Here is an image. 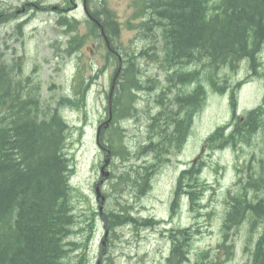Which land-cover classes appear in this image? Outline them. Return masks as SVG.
Masks as SVG:
<instances>
[{"label": "trees", "instance_id": "16d2710c", "mask_svg": "<svg viewBox=\"0 0 264 264\" xmlns=\"http://www.w3.org/2000/svg\"><path fill=\"white\" fill-rule=\"evenodd\" d=\"M134 4L136 29L148 34L141 35L142 46L151 48L123 53V67L111 107L106 106L99 139L113 165L128 161L112 174L113 188L126 187L140 196L150 188L152 172L171 163L174 152L184 148L195 115L207 98V86L224 90L218 84L219 70L240 67L243 60L253 70L264 68V0H134ZM88 8L91 17L83 30L82 22H63L67 56H89L84 48L89 40L101 36L99 25L107 35L118 31L106 2L88 1ZM11 19L12 14L0 11V26ZM16 53L7 57L0 51V264H93L87 249L99 222L109 231L133 223L160 222L151 218L139 222L131 206L119 201L120 208L102 213L94 203L82 209L78 202L75 162L69 153L74 126L64 109L85 102L87 75L95 68L92 59H84L78 67L72 92L56 97L52 87H46L40 67L26 68ZM102 54L106 63H114L112 50L106 47ZM144 61L159 64L163 75L148 77ZM147 88L154 91L143 100L140 93ZM141 102H147L143 111ZM141 118L143 141L135 150L125 140V122L136 119L137 123ZM253 142L260 148L259 160H249V174L239 177L223 200L219 223L224 238L216 251L193 255L190 250L192 264H218L221 250L226 257L233 256L235 244L228 232L243 225L251 228L241 244L250 264H264V103L238 118L234 126H220L202 140L200 156L178 173L172 207L186 200L190 210L210 216L213 211L204 201L213 188L201 176L205 153L228 144ZM176 230L170 231V264L188 260V236L191 244L201 228L197 224Z\"/></svg>", "mask_w": 264, "mask_h": 264}, {"label": "rangeland", "instance_id": "374dc122", "mask_svg": "<svg viewBox=\"0 0 264 264\" xmlns=\"http://www.w3.org/2000/svg\"><path fill=\"white\" fill-rule=\"evenodd\" d=\"M59 1L63 2L64 0H50L45 1V3L51 4L53 9H56L55 4H58ZM99 1L102 2L103 0ZM105 1L117 20L119 31L122 30L123 41L128 45L126 50L140 46L141 40L139 38L144 33L136 29L139 23L135 17L137 11L134 0ZM23 4H25V0H0V10L15 11L18 9V14H20L24 12ZM32 4L29 5L33 6ZM27 13L30 19L23 35H13V26L9 23H3L0 26V51L4 52L7 57L16 51L19 60L24 62L26 68L30 70L35 65L39 66L46 87H52L51 91L54 96L59 97L71 93L72 80L80 60L78 56L73 59L57 55L53 45L55 41L62 42V46L66 43L65 32L56 21L57 14L49 15L46 12L33 14L30 11ZM101 41V37L98 36L96 39L89 40L86 48H84L89 54L92 46L94 53L93 56L91 55L92 58H88V61L92 59L95 64V68L89 75L90 81L86 83L89 88L85 102L69 105L68 108L64 109V114L75 128L69 153L75 162L76 172L73 182L80 190V204H82V209H87L94 203L97 211H100L99 207L102 205L103 211L111 207L120 208L117 204L119 201L121 205L129 204L131 206L136 213L134 216L139 222L144 218L167 220L169 200L172 197L181 166L200 156V143L216 126L229 122L232 113L229 102L230 97H232L230 95L232 89L227 93H216L211 89L208 90L205 105L195 117L192 134L189 135L184 148L174 152L171 163L159 166L156 171L152 172L150 188L144 194L136 196L126 187L115 190L112 174L118 173L126 167L128 161H118V167L113 165V161L107 162L104 171L108 175L105 176V179H101V166L105 159L108 160V157L98 144L97 128L107 114L104 89H109L111 77L115 70L113 64H104L102 60L103 45H101ZM98 42L100 46H98ZM144 69L146 73L156 76L162 73L156 64H151L148 61H144ZM223 72L229 74L231 85L242 81L240 87L235 91L237 114H243V111L246 112L249 108L260 103L264 96L262 77L256 76L246 79L247 70L245 66L240 67L236 72L224 68ZM143 107L144 102H141L140 108ZM142 120L141 118L137 123L136 119L125 122V140L135 150L143 141L141 138L145 128L144 125L141 126ZM253 144L251 146L242 144L235 146V148L228 147L211 151L210 154L205 153L206 165L201 170V176L213 186V189L206 194L204 204H207L213 213L210 216L206 215L205 212L200 215L198 211H189V208L184 206L183 214L172 222L176 225L193 226L198 224L200 226L201 231L191 239L190 248L193 255L203 250L214 251L222 241L224 235L219 220H222L223 200L227 190L234 187L241 174L239 165L251 158L253 154H256L257 157L261 155L258 145L254 142ZM99 182L105 199L102 203L96 204L95 187ZM95 233L97 235L88 248L93 264L99 260L101 264H168L165 257L169 252V242L166 240L169 235L163 237L164 232L161 234L160 228L156 230L155 227L143 228L140 223L123 225L115 231H109L105 239L103 224L99 222ZM243 235L246 237L249 235V228L247 229L245 225L228 232V238L235 241H239ZM102 244H104L103 249ZM248 262L249 256L238 247V251L230 260H221L218 264H247ZM190 264L192 263L190 262Z\"/></svg>", "mask_w": 264, "mask_h": 264}]
</instances>
